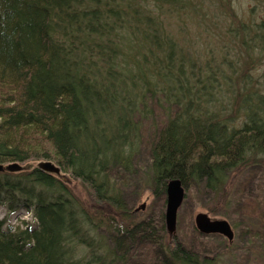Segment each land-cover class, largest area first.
Wrapping results in <instances>:
<instances>
[{"label":"trees","instance_id":"16d2710c","mask_svg":"<svg viewBox=\"0 0 264 264\" xmlns=\"http://www.w3.org/2000/svg\"><path fill=\"white\" fill-rule=\"evenodd\" d=\"M196 5L0 0V163L51 160L70 176L0 172V264H130L139 245L160 264H221L133 216L120 189L134 181L160 200L159 231L180 180L183 201L231 208L237 236L263 244L264 73L251 71L264 64V26L237 16L196 46L181 18ZM20 209L31 224L6 226Z\"/></svg>","mask_w":264,"mask_h":264},{"label":"rangeland","instance_id":"374dc122","mask_svg":"<svg viewBox=\"0 0 264 264\" xmlns=\"http://www.w3.org/2000/svg\"><path fill=\"white\" fill-rule=\"evenodd\" d=\"M202 2V6L196 5V11L191 13H186L181 16V18L185 21V32L187 35V39L192 40L195 45L197 46L198 43L195 40V36L197 33L200 34L201 40H209L214 41V34H220L226 32V27L228 23L232 26L233 21L238 16V18L245 22L246 24L249 23L250 25L256 24L258 21L262 26H264V0H229L230 6L233 7L234 15L230 21L226 20L224 15V8L229 9V6L226 4L223 6V1L221 0H194ZM206 9V7H208ZM218 6V8H216ZM222 6V7H221ZM208 14L207 18L203 20V13ZM185 15H188L185 17ZM237 18V19H238ZM229 21V22H228ZM180 23L174 22L172 31L176 34L180 32ZM211 35V38H210ZM203 37V38H202ZM228 39L226 36L224 39ZM220 45H222V40L217 38ZM245 55V54H244ZM252 58V57H251ZM264 73V64L260 66L258 69H253L251 71L252 78L257 80L261 75ZM258 83L262 84V89H264V77L261 81H257ZM257 89H261L257 87ZM257 103V99L255 98L253 101V105ZM227 112V111H226ZM37 162V161H36ZM29 163V162H28ZM28 163H23L25 169ZM70 178L69 174L64 173ZM120 188V186H119ZM79 192H82V187L79 188ZM121 194L123 195V201L126 203V206L131 209L133 216L136 218H145L146 220L151 221V225L155 226V232H160L161 238L164 239V242L168 244V241H171L174 237L172 235H176L179 238V241L186 246L187 248H191L194 250L200 251L203 247L205 248V255H215L217 254L220 258V262L222 264V258H225V264H264V249L261 246H264L259 241L251 240L245 241L244 239H240L237 234L240 229L234 228V239L229 241L227 237L219 234H209L200 231L196 225V216L200 213L206 214L212 220H224L226 219L232 227L235 224L232 218L229 215L228 210H231L229 207H218L217 211L214 214L208 212V209H202L200 204L196 205V196L198 194H193L192 200H184L182 203V207L179 210L178 218L176 219V224L173 228H168L164 225L162 231H159L161 227V223L159 221V207H160V200L158 198L153 197L149 192L144 191L142 187L136 181L131 182L127 186H122ZM206 201V200H205ZM144 205V208L142 207ZM165 211H166V204H165ZM262 214H264V204H262L261 208ZM152 212V213H151ZM258 210L254 211L253 213H257ZM7 208L0 204V218L7 217ZM153 215V216H152ZM259 215V214H258ZM28 222L31 224L32 216L24 209H20L16 213L8 215V221L6 226H12L13 228L18 226H26L24 223ZM24 222V223H23ZM241 226V225H240ZM168 228V229H167ZM176 231V232H175ZM236 231V232H235ZM174 233V234H173ZM212 235L218 236L213 237ZM215 238V239H214ZM258 239V238H257ZM148 241V240H146ZM150 241V240H149ZM226 242H230L231 248H227L225 245ZM215 250L214 251V246ZM139 246H136L134 249H138V256H135L132 259L130 264H160L159 261H154L149 258V250L148 247L143 246L139 249ZM133 249L132 255H134L135 251ZM211 249V250H210ZM155 250V249H154ZM213 250V251H212ZM233 259V260H232ZM142 262L140 263V261Z\"/></svg>","mask_w":264,"mask_h":264},{"label":"water","instance_id":"95a60500","mask_svg":"<svg viewBox=\"0 0 264 264\" xmlns=\"http://www.w3.org/2000/svg\"><path fill=\"white\" fill-rule=\"evenodd\" d=\"M28 169L38 168L43 172L54 174L62 178H68L66 174L61 172V169L51 160H40L26 165ZM23 169V165L19 162H12L7 165L0 163V172L8 170L17 172ZM167 205H166V223L169 228H173L176 224L177 212L184 199L185 189L180 180L169 182L166 190ZM144 208V205L142 206ZM196 225L198 229L204 233L222 234L229 241L234 239V231L231 224L226 220H212L206 214H198L196 216Z\"/></svg>","mask_w":264,"mask_h":264},{"label":"bare ground","instance_id":"6f19581e","mask_svg":"<svg viewBox=\"0 0 264 264\" xmlns=\"http://www.w3.org/2000/svg\"><path fill=\"white\" fill-rule=\"evenodd\" d=\"M166 196H167V194H166ZM166 205H167V197H166ZM177 216H178V212H177Z\"/></svg>","mask_w":264,"mask_h":264}]
</instances>
